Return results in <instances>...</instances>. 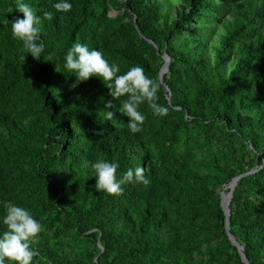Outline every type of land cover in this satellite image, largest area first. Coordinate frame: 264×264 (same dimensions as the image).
I'll use <instances>...</instances> for the list:
<instances>
[{
    "label": "trees",
    "instance_id": "trees-1",
    "mask_svg": "<svg viewBox=\"0 0 264 264\" xmlns=\"http://www.w3.org/2000/svg\"><path fill=\"white\" fill-rule=\"evenodd\" d=\"M25 2L41 16L45 52L21 60L11 22L23 13L0 0V216L11 201L41 222L33 264H243L219 189L252 169L232 191L229 228L248 263L264 264V0H179L173 12L169 0H71L67 13L57 0ZM77 41L121 74L141 65L157 81L166 52L168 115L145 103L142 131L130 133L98 76L65 69ZM100 159L121 174L144 167L150 183L97 191Z\"/></svg>",
    "mask_w": 264,
    "mask_h": 264
},
{
    "label": "clouds",
    "instance_id": "clouds-1",
    "mask_svg": "<svg viewBox=\"0 0 264 264\" xmlns=\"http://www.w3.org/2000/svg\"><path fill=\"white\" fill-rule=\"evenodd\" d=\"M71 0H57L53 8L57 12L67 13L72 10ZM15 8L23 13V18L11 22L12 36L21 43V60L30 53L34 58L42 57L45 43L41 39V16L37 10L25 0H16ZM13 11V7L6 10ZM53 13H44V19L51 20ZM64 67L67 72L75 75L77 81L98 76L108 89V95L118 104L109 101L106 109H115L128 118L127 127L130 133L142 131L146 116L141 111V105L147 104L152 114L165 117L169 108L159 103L160 83L145 74L141 65H134L121 74V67L116 62H110L105 54L98 49L89 48L79 41L68 48L64 56ZM123 98V99H121ZM115 113L106 111V119L113 121ZM95 177V189L110 195L118 196L124 191V185H148L150 180L145 175V168L137 166L128 168L122 174L118 172L120 164L117 160L100 159L91 164ZM4 214L0 216V224L5 230L0 231V264H33L38 251L33 247L44 231L41 222L34 217L27 207L14 202L4 204ZM47 264V262H45Z\"/></svg>",
    "mask_w": 264,
    "mask_h": 264
},
{
    "label": "water",
    "instance_id": "water-1",
    "mask_svg": "<svg viewBox=\"0 0 264 264\" xmlns=\"http://www.w3.org/2000/svg\"><path fill=\"white\" fill-rule=\"evenodd\" d=\"M149 42L152 43V41L148 40ZM162 57L164 59V63L163 65L161 66L159 72H158V82H160L161 84H164L163 80H164V74L167 72L168 70V64H169V61H170V57L168 56V54H166V52H164L162 54ZM166 66V69L165 71H163V67ZM167 90V89H166ZM167 99L169 100V95L167 96ZM256 169H252L248 172H245L243 174H240L238 176H235L233 177L231 180L234 182L231 189L229 190V194H230V198H229V201L227 203V206L223 207V203H222V191L219 192L220 194V208H222V211H223V214H224V227H225V232H226V235L228 236L229 240L231 241V243L236 246L237 250H238V253L240 255V259L241 261L243 262V264H249L248 263V260L246 258V255L243 251V247L242 245L239 244V242L237 241V239L234 237V235L231 233L230 231V228H229V216H230V209L228 208L229 204H230V201H231V198H232V191L234 189V186L236 185V182L237 180L243 176V175H246L248 173H252L254 172ZM97 246L100 247L101 249V246H100V243L98 242Z\"/></svg>",
    "mask_w": 264,
    "mask_h": 264
},
{
    "label": "rangeland",
    "instance_id": "rangeland-1",
    "mask_svg": "<svg viewBox=\"0 0 264 264\" xmlns=\"http://www.w3.org/2000/svg\"><path fill=\"white\" fill-rule=\"evenodd\" d=\"M170 2H168V3H166L165 5H163V9H166V10H172V12L173 11H175V9L177 8V6H178V4H179V0H169ZM116 13H117V10L115 9V10H111L110 12H109V15L110 16H115L116 15ZM232 182V180L231 181H229L228 183H226V184H224L220 189H219V192L220 191H222V192H229V189H230V187H229V183H231ZM223 195V194H222ZM98 248H100L99 246H97ZM102 249V248H101ZM69 250H70V248H69Z\"/></svg>",
    "mask_w": 264,
    "mask_h": 264
},
{
    "label": "bare ground",
    "instance_id": "bare-ground-1",
    "mask_svg": "<svg viewBox=\"0 0 264 264\" xmlns=\"http://www.w3.org/2000/svg\"><path fill=\"white\" fill-rule=\"evenodd\" d=\"M165 69H166V66L163 67V71H165ZM233 183H234L233 181L231 183H229L230 189H231ZM222 194H223L222 195V203H223V207H225V206H227V203L229 201L230 194H229V192H222Z\"/></svg>",
    "mask_w": 264,
    "mask_h": 264
}]
</instances>
